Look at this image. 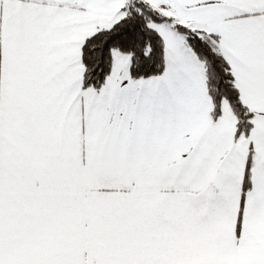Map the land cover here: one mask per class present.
<instances>
[{
    "label": "snow or ice",
    "instance_id": "obj_1",
    "mask_svg": "<svg viewBox=\"0 0 264 264\" xmlns=\"http://www.w3.org/2000/svg\"><path fill=\"white\" fill-rule=\"evenodd\" d=\"M0 264H264V0H0Z\"/></svg>",
    "mask_w": 264,
    "mask_h": 264
}]
</instances>
